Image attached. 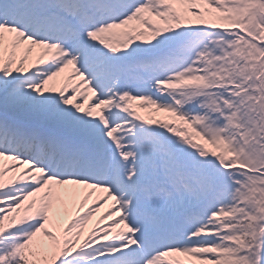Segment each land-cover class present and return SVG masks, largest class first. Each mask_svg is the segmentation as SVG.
Wrapping results in <instances>:
<instances>
[{
  "label": "snow or ice",
  "instance_id": "snow-or-ice-1",
  "mask_svg": "<svg viewBox=\"0 0 264 264\" xmlns=\"http://www.w3.org/2000/svg\"><path fill=\"white\" fill-rule=\"evenodd\" d=\"M0 264H264V0H0Z\"/></svg>",
  "mask_w": 264,
  "mask_h": 264
},
{
  "label": "rangeland",
  "instance_id": "rangeland-1",
  "mask_svg": "<svg viewBox=\"0 0 264 264\" xmlns=\"http://www.w3.org/2000/svg\"><path fill=\"white\" fill-rule=\"evenodd\" d=\"M103 209H102V211H101V213H99V214H97V219L99 218V216L100 215H103ZM96 223V220H94L93 222H92V224L94 225ZM105 223H107V221H105ZM92 225H90V227H91Z\"/></svg>",
  "mask_w": 264,
  "mask_h": 264
}]
</instances>
